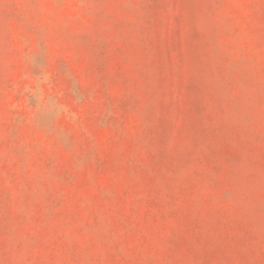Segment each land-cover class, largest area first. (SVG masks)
Wrapping results in <instances>:
<instances>
[{
    "label": "rangeland",
    "instance_id": "rangeland-1",
    "mask_svg": "<svg viewBox=\"0 0 264 264\" xmlns=\"http://www.w3.org/2000/svg\"><path fill=\"white\" fill-rule=\"evenodd\" d=\"M0 264H264V0H0Z\"/></svg>",
    "mask_w": 264,
    "mask_h": 264
}]
</instances>
